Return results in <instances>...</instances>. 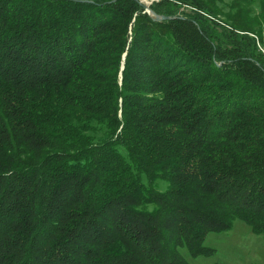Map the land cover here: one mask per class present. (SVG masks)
I'll list each match as a JSON object with an SVG mask.
<instances>
[{"label":"trees","instance_id":"obj_1","mask_svg":"<svg viewBox=\"0 0 264 264\" xmlns=\"http://www.w3.org/2000/svg\"><path fill=\"white\" fill-rule=\"evenodd\" d=\"M151 10L0 0V264H192L237 222L264 237V0Z\"/></svg>","mask_w":264,"mask_h":264},{"label":"rangeland","instance_id":"obj_2","mask_svg":"<svg viewBox=\"0 0 264 264\" xmlns=\"http://www.w3.org/2000/svg\"><path fill=\"white\" fill-rule=\"evenodd\" d=\"M138 1L145 7V12L151 15L149 10L152 4L161 0ZM185 9L190 12L188 7ZM252 37L256 39L258 52L264 56L258 47V42L264 47L263 43L254 34ZM205 244L214 250L215 254L211 257L193 259L192 264H264V237L253 233L242 222H237L229 232L208 235Z\"/></svg>","mask_w":264,"mask_h":264},{"label":"water","instance_id":"obj_3","mask_svg":"<svg viewBox=\"0 0 264 264\" xmlns=\"http://www.w3.org/2000/svg\"><path fill=\"white\" fill-rule=\"evenodd\" d=\"M150 14L156 18V20H166L168 17L165 16H157L152 10H149Z\"/></svg>","mask_w":264,"mask_h":264},{"label":"built area","instance_id":"obj_4","mask_svg":"<svg viewBox=\"0 0 264 264\" xmlns=\"http://www.w3.org/2000/svg\"><path fill=\"white\" fill-rule=\"evenodd\" d=\"M259 51L264 55V47L261 44H258Z\"/></svg>","mask_w":264,"mask_h":264},{"label":"bare ground","instance_id":"obj_5","mask_svg":"<svg viewBox=\"0 0 264 264\" xmlns=\"http://www.w3.org/2000/svg\"><path fill=\"white\" fill-rule=\"evenodd\" d=\"M258 44H260V43L258 42Z\"/></svg>","mask_w":264,"mask_h":264}]
</instances>
